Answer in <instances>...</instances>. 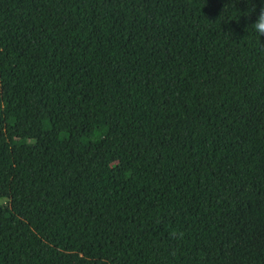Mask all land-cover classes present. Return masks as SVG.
Instances as JSON below:
<instances>
[{
	"label": "trees",
	"instance_id": "obj_1",
	"mask_svg": "<svg viewBox=\"0 0 264 264\" xmlns=\"http://www.w3.org/2000/svg\"><path fill=\"white\" fill-rule=\"evenodd\" d=\"M261 2L0 0V264H264Z\"/></svg>",
	"mask_w": 264,
	"mask_h": 264
},
{
	"label": "clouds",
	"instance_id": "obj_2",
	"mask_svg": "<svg viewBox=\"0 0 264 264\" xmlns=\"http://www.w3.org/2000/svg\"><path fill=\"white\" fill-rule=\"evenodd\" d=\"M246 2L251 4V0H246ZM254 9H255V5L252 4V7L249 9V11H253ZM250 26L257 40L260 36L264 35V0H262L261 2L259 12L256 15V19L250 24ZM173 235H176V233H173Z\"/></svg>",
	"mask_w": 264,
	"mask_h": 264
}]
</instances>
